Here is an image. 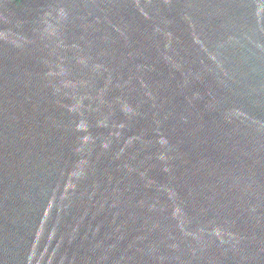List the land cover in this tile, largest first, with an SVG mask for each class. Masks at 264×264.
Masks as SVG:
<instances>
[{
	"label": "water",
	"instance_id": "obj_1",
	"mask_svg": "<svg viewBox=\"0 0 264 264\" xmlns=\"http://www.w3.org/2000/svg\"><path fill=\"white\" fill-rule=\"evenodd\" d=\"M0 264H264V0H0Z\"/></svg>",
	"mask_w": 264,
	"mask_h": 264
}]
</instances>
